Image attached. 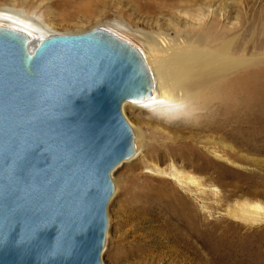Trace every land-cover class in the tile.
Returning <instances> with one entry per match:
<instances>
[{
  "label": "rangeland",
  "instance_id": "obj_1",
  "mask_svg": "<svg viewBox=\"0 0 264 264\" xmlns=\"http://www.w3.org/2000/svg\"><path fill=\"white\" fill-rule=\"evenodd\" d=\"M145 1L0 0V13L20 14L24 23L38 25L34 28L42 35L108 29L147 56L154 55L155 37L175 45L182 39L197 41L201 47L227 37L247 51L241 70L264 74V0H202L158 13L146 11ZM210 2L219 11L225 7L221 10L228 17L218 29L223 36L183 26L191 23L192 13L202 18L201 8L208 14ZM190 28L194 31L187 32ZM220 84L210 90L199 82L189 91L191 103L174 110L129 102L122 108L134 130L138 156L112 174L115 193L107 210L103 264H264V92L247 93L235 115L238 125L231 124L225 112L236 98L228 101L230 91L218 88ZM170 153H176L175 160ZM173 164L184 171L191 190L169 175ZM243 206L257 222L240 217ZM190 218L197 227L195 239L187 241L178 232ZM178 223L185 228L176 231ZM182 238L189 252L172 253Z\"/></svg>",
  "mask_w": 264,
  "mask_h": 264
},
{
  "label": "water",
  "instance_id": "obj_2",
  "mask_svg": "<svg viewBox=\"0 0 264 264\" xmlns=\"http://www.w3.org/2000/svg\"><path fill=\"white\" fill-rule=\"evenodd\" d=\"M154 95L140 48L98 28L33 46L0 25V264H103L126 102Z\"/></svg>",
  "mask_w": 264,
  "mask_h": 264
},
{
  "label": "bare ground",
  "instance_id": "obj_3",
  "mask_svg": "<svg viewBox=\"0 0 264 264\" xmlns=\"http://www.w3.org/2000/svg\"><path fill=\"white\" fill-rule=\"evenodd\" d=\"M199 1L202 0H146L145 2L147 5H145L144 9L152 13L168 12L175 8L184 7L185 5V7H187L189 3L196 4ZM209 1L211 0L206 2ZM209 4L210 5L207 8L209 12L208 14H205L206 8H201V16L203 14L202 18L191 12V23L187 22L183 26H185V28H189V25L195 27L198 26V32L202 30H207L208 32V30H210L215 32L216 36H223L224 33L218 29L220 24L224 23L228 17L226 15L227 13L224 11L225 9L221 10L225 7L220 8V11H223L220 12L218 10V7H220L219 5L215 7L212 2ZM204 6L207 7L205 3ZM0 25L15 28L27 33L33 40V46H35L39 40L53 35H42L37 33L38 31H36L34 27H37L38 25L33 27L24 23L20 14L9 10H3L2 13H0ZM174 26L179 28L180 22L175 21ZM186 30L187 32L194 31L193 28ZM115 34L120 36L117 33ZM164 39L160 40V38L158 39L155 37L151 40L152 43L155 42L154 45L152 44L153 46L151 49L154 52V55L147 56L145 51L140 48L153 79L154 95L144 101L129 103H140L142 105H148L152 108L155 107L163 111L174 110L191 103H188L187 101L189 91L196 90L195 86L199 82H201V84H209V87L211 86L210 90H214L216 88L214 87L215 84L217 85V83H222L223 85L220 84L218 88L225 89L228 87L230 91L227 94V100L233 101L236 98L233 102V107L231 109H227L228 111L225 112V116L229 118L231 124L236 123L238 125L235 115L240 110L243 97L246 98L248 95L247 93L249 92H251V94H259L261 90L264 92V84H260L261 80L264 81V74L244 72L241 70L247 63L246 57L244 56L247 51L244 49L242 52L239 46H235L234 39L232 40L227 37H224V39L222 38L223 40L220 39L219 42L217 41V45L209 43L211 46H208L207 44V46L204 47H201L200 45L202 43L198 44L197 41L189 42L188 40L182 39V42L179 43V45H175L172 41ZM232 96L234 97L233 100L231 99ZM126 103H124V105ZM179 149L183 150L182 147ZM190 153L192 152L190 151ZM137 156L138 154L135 153V155L127 161H130V164H134L133 161ZM171 156L172 153H170V157ZM175 157L176 153L172 156L173 160H175ZM169 175L183 188L191 190L190 182H188L184 176V171L177 168L175 164H173ZM155 196H158V200L160 199L159 195H154V197ZM161 199H163V197ZM239 214L240 217L246 221H250L252 223L257 222V219L249 212V210H247L245 206L239 209ZM196 227L197 222L190 218L186 229L179 231L178 233L183 234L184 236L186 235L185 239L187 241H192L191 239H195L194 235ZM181 228H185V226L178 223L176 231ZM187 246V242H184V238H182V240H176L171 251L177 255H179L178 253H184V251L189 252V250L186 251Z\"/></svg>",
  "mask_w": 264,
  "mask_h": 264
}]
</instances>
